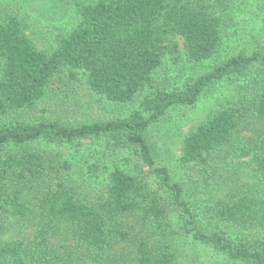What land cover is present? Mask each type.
Listing matches in <instances>:
<instances>
[{"label": "trees", "instance_id": "1", "mask_svg": "<svg viewBox=\"0 0 264 264\" xmlns=\"http://www.w3.org/2000/svg\"><path fill=\"white\" fill-rule=\"evenodd\" d=\"M254 3L75 0L73 25L46 52L29 37L25 17L0 0V264H177L171 216L221 257L215 264H264V40L174 84L163 76L165 61L214 57L236 9L253 12ZM80 81L95 101L132 107L81 123L15 117L50 97L53 84ZM223 83H235V92L214 101L178 156L200 173V186L218 189L202 229L190 187L158 161L150 132L171 117L183 120ZM35 142L79 152L101 188L88 194L66 177L70 163L21 149ZM62 223L81 255L51 243Z\"/></svg>", "mask_w": 264, "mask_h": 264}, {"label": "rangeland", "instance_id": "2", "mask_svg": "<svg viewBox=\"0 0 264 264\" xmlns=\"http://www.w3.org/2000/svg\"><path fill=\"white\" fill-rule=\"evenodd\" d=\"M254 3L253 12L241 4L234 12V23L229 35L224 39L221 47L214 57L200 63H188L182 61L178 66L169 61L164 63L163 76H168L172 84L177 80L196 74L208 68L226 54L241 49H248L254 38L264 40V0ZM75 0H2L1 7L5 11L22 14L28 23L27 33L35 45L46 52L56 45V37L59 33L68 30L75 21ZM177 42L183 52V41L177 38ZM235 83H223L203 99L196 108L191 110L187 116L178 121L171 117L155 127L150 132L156 156L161 164H164L178 181H185L189 186L188 197L191 208L196 214L197 224L204 229L209 226L205 207L218 195L216 186H200V173L189 167H183L178 163L181 141L183 137L202 120L206 112L213 106L215 100L229 96L235 92ZM132 106L119 107L108 103L97 102L90 94L83 81L79 83L53 84L50 97L40 102L34 109L17 114V119L56 118L62 121L81 123L103 116H112L115 112L127 111ZM179 114L181 112H178ZM172 113L171 116L178 115ZM21 149L37 152H47L60 160H65L72 165L66 177L80 190L92 194L102 186L100 177L88 174L80 165V154L69 147H58L44 142H35ZM191 184L189 183L190 181ZM197 181V182H196ZM197 183L198 187H195ZM193 187V188H192ZM218 188V186H217ZM207 205V206H206ZM170 229L175 234L170 238L172 248L178 253L177 264H215L221 257L211 249L194 240L191 234H184L179 227V220L175 216L170 217ZM232 236L241 235V232L229 225L223 226ZM29 228H25L24 235L28 234ZM51 243L58 247H67L78 250L80 255L82 249L77 248L69 232V226L61 224ZM116 248L122 250L123 246ZM81 264H90L82 259Z\"/></svg>", "mask_w": 264, "mask_h": 264}]
</instances>
